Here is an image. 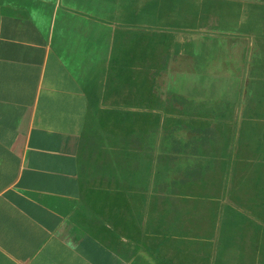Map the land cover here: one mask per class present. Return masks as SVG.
Instances as JSON below:
<instances>
[{
	"label": "crops",
	"instance_id": "1",
	"mask_svg": "<svg viewBox=\"0 0 264 264\" xmlns=\"http://www.w3.org/2000/svg\"><path fill=\"white\" fill-rule=\"evenodd\" d=\"M251 41L264 0H0V264H264Z\"/></svg>",
	"mask_w": 264,
	"mask_h": 264
},
{
	"label": "rangeland",
	"instance_id": "2",
	"mask_svg": "<svg viewBox=\"0 0 264 264\" xmlns=\"http://www.w3.org/2000/svg\"><path fill=\"white\" fill-rule=\"evenodd\" d=\"M248 42H250V41H248ZM251 43H252V45L251 46H253V43L256 45L257 44V42H254V41H251ZM260 43H263V42H260ZM259 43V45L257 44V48L258 49H260L257 53V57L258 58H256V60L255 61H253V63L256 65V66H258L259 68H263L264 67V46H261V44ZM260 47H262V49L260 48ZM245 49H247V48H245ZM252 47L250 48V50L249 49H247V52H249V55L250 54H252L253 52H252ZM243 61V60H242ZM251 61V58L249 57V58H247V63L248 62H250ZM261 64V65H260ZM249 66H250V63H248L247 64V66H244V68H245V71H246V73H248V70H249ZM224 67V66H223ZM222 67V68H223ZM251 68L254 70L256 67H254L253 66V64H251ZM237 70H235L234 71V74L232 75V78H233V80H231V82H232V84L230 85V87H229V89L227 90V91H223V90H221L222 92H228V96L227 97H225L224 98V103H226L228 106H232L233 104L232 103H235V102H237L238 101V99H236L235 98V95H234V91H233V89L235 88V86H240L241 85V83H242V81H240V80H237V79H240L241 77H242V75L239 73V72H237ZM239 73V74H238ZM218 87H221L220 85L218 86ZM231 92H232V95H231ZM253 92H255V91H253ZM245 99V100H244ZM247 99H249V98H246V97H243V98H241V100H244L243 101V104L244 103H246L247 101ZM251 99H252V101H254L255 100V97H251ZM234 100V101H233ZM226 101V102H225ZM259 117H261L260 116V114H259ZM249 125H250V127H252V125H253V123L252 122H250L249 123ZM260 127V126H259ZM258 138H260L261 136L258 134V135H256ZM180 146H178V145H176L175 147L173 146V145H171L170 144V149L172 150L173 148H179ZM188 147V146H187ZM191 163L193 164V165H195L196 164V161H191ZM258 171V170H257ZM255 176H256V178H252L256 183H260V186H257L258 188H263L264 189V174L263 173H260V174H255ZM254 176V177H255ZM247 185H250V183L249 184H247ZM262 198H263V202H264V194H262ZM247 205L246 204H242V203H239L238 201H236L235 203H234V208L238 211V212H242V211H246L247 210ZM247 214H249V215H254L255 217H252V218H255V219H260L261 221H263L264 220V216H260V217H257L258 216V214L256 213H254V212H252V211H247L246 212ZM264 215V214H263Z\"/></svg>",
	"mask_w": 264,
	"mask_h": 264
},
{
	"label": "trees",
	"instance_id": "3",
	"mask_svg": "<svg viewBox=\"0 0 264 264\" xmlns=\"http://www.w3.org/2000/svg\"><path fill=\"white\" fill-rule=\"evenodd\" d=\"M261 99V98H260ZM252 99L250 98V101H251ZM260 103H262V104H264V100H262ZM262 118H263V120H264V114L262 115ZM256 132L261 136L260 138H259V140L255 143V140H254V137L256 136V135H258V134H256ZM241 136L242 137H244V136H247V137H250L249 139L250 140H253V143H251L249 146H246L247 148H249V151H256L257 153H264V127L261 129L260 127H259V129H257V130H253V129H251L250 128V131H249V129L247 130V129H245V128H243L242 129V132H241ZM243 139H242V144H240L239 145V147H242L243 146ZM175 149V148H174ZM171 150V149H170ZM170 159H169V164L171 165V163L173 162V161H175L174 160V157H169Z\"/></svg>",
	"mask_w": 264,
	"mask_h": 264
}]
</instances>
